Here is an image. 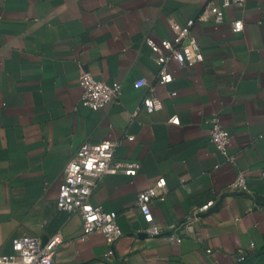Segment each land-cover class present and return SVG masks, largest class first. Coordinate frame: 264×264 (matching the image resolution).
Listing matches in <instances>:
<instances>
[{
  "label": "crops",
  "instance_id": "0c3cea01",
  "mask_svg": "<svg viewBox=\"0 0 264 264\" xmlns=\"http://www.w3.org/2000/svg\"><path fill=\"white\" fill-rule=\"evenodd\" d=\"M209 1L221 2L0 0V253L12 251L15 236L58 234L53 264H111L103 235L83 236L80 215L55 204L65 164L85 140L118 141L117 158L139 163L133 176H104L90 197L118 214L115 260L127 257L120 264H236L239 247L264 248V0L228 7L222 22L195 23L203 60L169 63L172 80L156 86L160 109L139 108L145 89L132 85L156 78L143 36L171 38V21L196 17ZM237 19L241 31L232 28ZM80 66L120 81L119 102L81 103ZM213 114L230 134L233 163L209 140ZM173 115L178 123L169 122ZM240 170L253 198L228 188ZM158 179L164 197L152 211L163 229L222 197L196 221L198 239L142 234L137 193Z\"/></svg>",
  "mask_w": 264,
  "mask_h": 264
},
{
  "label": "built area",
  "instance_id": "2783aa9c",
  "mask_svg": "<svg viewBox=\"0 0 264 264\" xmlns=\"http://www.w3.org/2000/svg\"><path fill=\"white\" fill-rule=\"evenodd\" d=\"M244 0H221L220 3L206 2L196 17H190L183 22L171 21L173 32L171 38L158 40L151 36H143V42L150 48V58L158 69L154 82L145 77L133 81L134 88H144L145 93L139 108L147 112L162 107V100L156 93V86L172 80L169 63L174 61L180 67H185L203 60V54L198 44L193 27L197 21L212 20L219 23L226 17V9L230 6H242ZM208 12V13H207ZM233 30L241 31L244 22L241 19L231 21ZM78 84L81 89L80 101L92 109L103 108L107 104L117 103L122 94L120 81L106 82L96 79L90 70L80 66L78 70ZM133 112L131 115H134ZM209 123L208 137L215 145L216 150L229 163L234 162V156L229 152L230 134L223 126L218 114L207 119ZM169 122L178 123L177 116L169 118ZM132 139V134H126ZM264 138V132L260 134ZM118 141L85 140L69 156L63 171V179L59 184L55 200L59 210L75 212L81 218V231L83 236L98 232L104 237L106 243L105 258L108 263L120 264L127 259L124 256L121 262L115 260V248L123 232L118 224V214L115 210L106 209L101 204H94L90 197L102 178L108 174L121 172L133 176L136 174L139 163L137 161H123L117 158L116 148ZM264 175V173L262 174ZM164 183L161 179L147 185L137 193L136 206L140 210L145 226L143 233L148 236H162L169 242H181L185 236L198 239L196 221L218 209L222 199L209 200L192 210L180 222L163 229L155 220L152 211V202L156 198H163ZM232 194H248L246 170L238 171L235 179L228 185ZM251 196V195H250ZM252 197V196H251ZM253 198V197H252ZM58 234L52 235L47 241L34 235L15 236L11 241L12 251L0 253V264H53V257L57 245L60 243ZM254 242L247 247H239L235 261H243L254 249Z\"/></svg>",
  "mask_w": 264,
  "mask_h": 264
},
{
  "label": "rangeland",
  "instance_id": "374dc122",
  "mask_svg": "<svg viewBox=\"0 0 264 264\" xmlns=\"http://www.w3.org/2000/svg\"><path fill=\"white\" fill-rule=\"evenodd\" d=\"M237 264H264V248L262 250L255 251L245 261Z\"/></svg>",
  "mask_w": 264,
  "mask_h": 264
},
{
  "label": "trees",
  "instance_id": "16d2710c",
  "mask_svg": "<svg viewBox=\"0 0 264 264\" xmlns=\"http://www.w3.org/2000/svg\"><path fill=\"white\" fill-rule=\"evenodd\" d=\"M262 249H263V248H262ZM262 249H261V250H262ZM254 252H255V251H253V250L250 251V253L246 256V258H245L243 261H245V260H246L251 254H253ZM243 261L236 262V264H237V263H242Z\"/></svg>",
  "mask_w": 264,
  "mask_h": 264
},
{
  "label": "water",
  "instance_id": "95a60500",
  "mask_svg": "<svg viewBox=\"0 0 264 264\" xmlns=\"http://www.w3.org/2000/svg\"><path fill=\"white\" fill-rule=\"evenodd\" d=\"M220 199H222V197H219Z\"/></svg>",
  "mask_w": 264,
  "mask_h": 264
}]
</instances>
